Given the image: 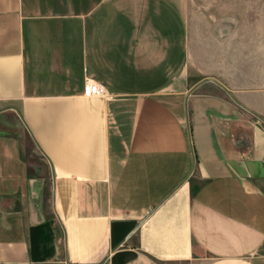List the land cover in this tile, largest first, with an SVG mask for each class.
Returning a JSON list of instances; mask_svg holds the SVG:
<instances>
[{
  "label": "crops",
  "instance_id": "crops-1",
  "mask_svg": "<svg viewBox=\"0 0 264 264\" xmlns=\"http://www.w3.org/2000/svg\"><path fill=\"white\" fill-rule=\"evenodd\" d=\"M263 160L258 11L0 0V264H264Z\"/></svg>",
  "mask_w": 264,
  "mask_h": 264
},
{
  "label": "rangeland",
  "instance_id": "rangeland-1",
  "mask_svg": "<svg viewBox=\"0 0 264 264\" xmlns=\"http://www.w3.org/2000/svg\"><path fill=\"white\" fill-rule=\"evenodd\" d=\"M226 0H191L192 5L200 8V10L207 12L216 3ZM235 3V8L244 6L250 8L252 17L254 12L258 11L260 16L264 17V0H228Z\"/></svg>",
  "mask_w": 264,
  "mask_h": 264
},
{
  "label": "built area",
  "instance_id": "built-area-1",
  "mask_svg": "<svg viewBox=\"0 0 264 264\" xmlns=\"http://www.w3.org/2000/svg\"><path fill=\"white\" fill-rule=\"evenodd\" d=\"M83 96L88 99L95 97H108V91L104 86L100 85L99 83L92 80H87L84 86Z\"/></svg>",
  "mask_w": 264,
  "mask_h": 264
}]
</instances>
